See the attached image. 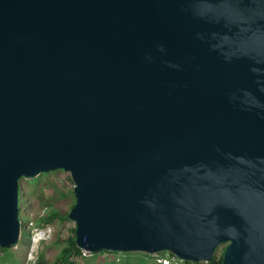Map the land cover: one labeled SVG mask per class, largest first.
Listing matches in <instances>:
<instances>
[{
  "label": "water",
  "instance_id": "1",
  "mask_svg": "<svg viewBox=\"0 0 264 264\" xmlns=\"http://www.w3.org/2000/svg\"><path fill=\"white\" fill-rule=\"evenodd\" d=\"M55 169L81 250L264 264V0H0V247Z\"/></svg>",
  "mask_w": 264,
  "mask_h": 264
},
{
  "label": "rangeland",
  "instance_id": "2",
  "mask_svg": "<svg viewBox=\"0 0 264 264\" xmlns=\"http://www.w3.org/2000/svg\"><path fill=\"white\" fill-rule=\"evenodd\" d=\"M74 183L69 172L62 169L41 172L32 178L19 179V219L20 235L16 247L2 250L0 248V264H53L59 255L65 239L72 235L75 222L69 219V211L75 203ZM29 222L35 225L51 227V236L40 241L35 258L26 261L29 246ZM220 244L214 253L219 255L225 247ZM170 258L168 264H184L178 258H172L168 251L150 254L140 251L119 252L98 250L82 252L74 256V264H161L159 257Z\"/></svg>",
  "mask_w": 264,
  "mask_h": 264
},
{
  "label": "trees",
  "instance_id": "3",
  "mask_svg": "<svg viewBox=\"0 0 264 264\" xmlns=\"http://www.w3.org/2000/svg\"><path fill=\"white\" fill-rule=\"evenodd\" d=\"M66 243L61 247L59 251V255L56 258L53 264H74V260L72 259L74 256H81L83 250L77 247L75 241V227L72 229V235L68 236L65 239ZM2 250H7V248H2ZM171 256L172 253L168 252ZM223 251L216 255L213 253L212 259L208 262H191V261H183L184 264H222Z\"/></svg>",
  "mask_w": 264,
  "mask_h": 264
},
{
  "label": "built area",
  "instance_id": "4",
  "mask_svg": "<svg viewBox=\"0 0 264 264\" xmlns=\"http://www.w3.org/2000/svg\"><path fill=\"white\" fill-rule=\"evenodd\" d=\"M30 235H29V246L26 252V261L31 262L35 258L36 251L39 247V243L42 240H47L51 236V227L48 225H35L32 222L28 224ZM16 247V245L14 246ZM172 258H176L174 255L170 256ZM158 261L161 264H168L170 262V258L166 256L159 257ZM32 263V262H31Z\"/></svg>",
  "mask_w": 264,
  "mask_h": 264
},
{
  "label": "bare ground",
  "instance_id": "5",
  "mask_svg": "<svg viewBox=\"0 0 264 264\" xmlns=\"http://www.w3.org/2000/svg\"><path fill=\"white\" fill-rule=\"evenodd\" d=\"M222 248H224V247H222Z\"/></svg>",
  "mask_w": 264,
  "mask_h": 264
}]
</instances>
